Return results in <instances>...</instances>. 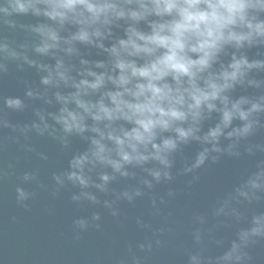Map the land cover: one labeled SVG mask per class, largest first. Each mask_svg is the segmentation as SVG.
I'll return each mask as SVG.
<instances>
[{
    "label": "clouds",
    "instance_id": "1",
    "mask_svg": "<svg viewBox=\"0 0 264 264\" xmlns=\"http://www.w3.org/2000/svg\"><path fill=\"white\" fill-rule=\"evenodd\" d=\"M0 12L30 13L48 21L32 29L40 37L34 51L54 60V65L9 51L6 44L0 45V52L22 59L42 73L44 92L29 88L25 93L29 100L50 105L49 93L55 90L59 105L54 113L36 109L39 122L20 131L47 134L65 149L70 137L87 144L86 150L72 155L63 173L52 175L60 188L67 182L81 190L72 196L74 202L83 197L100 204L87 190L107 193L111 183L123 178L138 180L140 187L113 195L116 201L132 204L146 195L144 188L152 191L156 185L174 180L175 157L184 147L201 146L192 162H186L178 173L194 174L224 155L239 156L234 151L237 144L264 126L259 119L264 115V94L237 99L231 95L238 86L264 92V80L250 78L254 70L264 72V59L250 60L247 55L249 49L264 47V0H7ZM65 32L67 35H62ZM78 45L105 58L86 59ZM6 71L0 64V72ZM3 103L13 111L27 107L20 97H6ZM213 114L218 121L205 132L204 124ZM236 121L238 126H234ZM0 126L16 131L6 120L0 121ZM222 139L230 142L226 148ZM256 147L264 151V147ZM246 151L255 154L252 146ZM40 158L46 160L47 156L41 153ZM258 168L236 189L237 197L249 203L260 199L256 192H264V161ZM134 170L143 175L137 177ZM22 179L33 181L36 176L29 172ZM16 191L17 203L26 207L24 202L32 194L22 187ZM116 201L103 202L113 216L118 215L113 208ZM152 203L155 207V199ZM92 220L100 221L101 216L93 213ZM137 224L142 229L151 227L140 220ZM251 224L239 233V243L233 241L216 264H251L246 249L264 240V214L254 215ZM74 226L84 231L90 226L101 227L84 219L75 220ZM162 234V229L153 233L157 247ZM136 247L142 253L154 249L152 240ZM129 253L132 264H141L142 258L131 247ZM189 260L190 264H202L199 255H191Z\"/></svg>",
    "mask_w": 264,
    "mask_h": 264
},
{
    "label": "water",
    "instance_id": "2",
    "mask_svg": "<svg viewBox=\"0 0 264 264\" xmlns=\"http://www.w3.org/2000/svg\"><path fill=\"white\" fill-rule=\"evenodd\" d=\"M6 4L7 0H0V7ZM42 23L48 21L30 13L5 15L0 12V45L6 44L9 51L27 55L29 59L54 65V60L38 56L34 51L40 37L32 29ZM78 47L86 59L105 58L98 56L94 49ZM247 55L250 60L264 59V47L249 49ZM75 62L78 64V60ZM0 64L7 69L0 72V121L6 120L16 128L13 131V127L0 126V264H132L130 247L142 258L141 264H190L191 255H199L202 264H216L217 258L230 250L233 241L239 243V233L252 226V217L264 214V192H256L260 199L251 203L237 197L236 193L237 188L259 171L258 165L264 161V151L256 147H264V126L237 144L234 151L239 152V156L224 155L216 164L209 162L194 174L178 173L186 162H192L201 146L193 143L184 147L175 157L174 180L162 182L152 191L144 188L146 195L136 198L132 204L124 199L116 201L113 195L140 187L138 180L123 178L111 183L107 193L95 188L87 190L97 196L100 204L94 205L83 197L74 202L72 196L79 195L81 190L67 182L60 188L52 175L63 173L72 155L86 150L87 144L79 137H70L69 148L65 149L47 134L39 136L34 130L27 135L21 132L24 126L39 122L36 109L58 112L55 90L49 93L50 105L43 100H29L25 95L29 88L44 92L40 84L42 73L22 59L9 57L6 52H0ZM250 78L264 80V72L254 70ZM260 94L264 92L238 86L231 95L237 99L242 95ZM6 97H20L27 107L23 111L7 109L3 103ZM259 119L264 125V115ZM217 121V114H213L203 130L206 132ZM48 123L54 125L50 118ZM239 123L234 122V126ZM229 143L221 141L225 148ZM248 146H252L254 155L248 154ZM41 153L47 156L46 160L40 158ZM134 171L137 177L143 175L140 170ZM29 172L36 179L23 181L22 177ZM194 176L198 179L194 180ZM93 180L100 182L96 174ZM17 187L32 194L24 202L26 207L17 203ZM170 190L173 196H169ZM104 201H116L113 208L117 216L104 207ZM93 213H98L101 220L93 221ZM78 219L90 225L98 223L101 227L99 230L92 226L86 231L77 229L74 221ZM137 220L151 227L142 229ZM161 229L163 234L158 238L162 243L157 247L153 233ZM146 240L153 241L151 253H142L136 247ZM246 251L252 257L251 264H264V240L250 244Z\"/></svg>",
    "mask_w": 264,
    "mask_h": 264
}]
</instances>
